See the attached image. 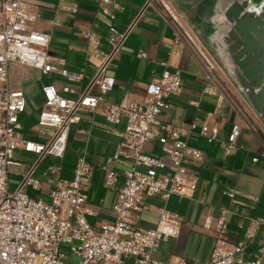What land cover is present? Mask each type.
Instances as JSON below:
<instances>
[{
	"label": "built area",
	"instance_id": "obj_1",
	"mask_svg": "<svg viewBox=\"0 0 264 264\" xmlns=\"http://www.w3.org/2000/svg\"><path fill=\"white\" fill-rule=\"evenodd\" d=\"M99 1L103 13L115 19L111 8L121 10V5L115 0ZM155 1L147 0L126 30L111 26L105 47L95 32H83L89 56L99 62L96 74L76 99L61 94L54 84L44 86L45 101L38 124L52 130L46 142H37L24 136L21 116L27 111L28 100L23 89L10 84V64L36 69L43 75L57 72L75 80H82L83 73L62 67L64 62L50 55L51 35L33 28L37 15L31 12L29 0H0V264H72L64 260V248L70 250L72 260L79 257V264H131V258L132 264H185L183 260L165 263L153 256L164 238L179 234L182 218L178 213L162 207L157 226L150 229L138 226L136 220L146 198L160 195L168 202L173 196L187 197L196 189L195 183H187V177L191 165L201 162L204 154L190 146V137L198 132L213 142L218 139L220 129L207 121L200 129L196 121L187 125L163 122V114L171 107L170 99L181 97L185 91L182 71H172L168 62L162 63L164 71L148 86L144 100L119 105L106 98L116 83L108 74L113 61L145 9ZM158 2L172 19H177L166 0ZM62 9L78 11L77 6ZM181 38L183 35L179 33L177 40ZM197 50L206 65L207 78L213 81L215 62L201 47L197 46ZM146 56L142 51L138 53L140 58ZM62 91L74 93L70 86ZM204 92L217 93L218 106L227 97L219 87L213 90L206 86ZM101 105L107 123L115 126L112 133L119 138L113 159H123L131 168L123 175L106 170L104 186L118 191L115 216L95 229L89 217L97 215V211L88 203L94 168L85 158L77 161L72 180L60 176L61 165L48 166L44 175L51 172L57 178L49 201L33 199L26 189H42V181L36 177L40 165L47 157L63 159L72 125L80 121L79 113L96 112ZM241 134V128L235 126L225 144L228 154L238 147ZM161 136L166 137L161 150L169 163L147 152V145ZM21 147L36 158L19 174L18 169L24 163L17 159L16 152ZM150 169L165 174L156 175L148 172ZM11 175L21 176L14 190L10 188ZM121 177L124 184L118 187ZM223 194L229 200L238 196L259 200L236 187H227ZM228 211L225 207L219 216H206L204 228L214 232V247L207 261L195 259L193 264H264V235L257 237L264 226V217L250 218V227L242 235L232 236L226 219Z\"/></svg>",
	"mask_w": 264,
	"mask_h": 264
},
{
	"label": "crops",
	"instance_id": "obj_2",
	"mask_svg": "<svg viewBox=\"0 0 264 264\" xmlns=\"http://www.w3.org/2000/svg\"><path fill=\"white\" fill-rule=\"evenodd\" d=\"M115 1L122 8H111L116 15L112 19L103 13L99 0H29L31 12L37 15L33 28L51 35L50 55L63 61L62 67L83 73L82 80L65 78L57 72L43 75L36 69L16 65L23 67L28 75L37 71L47 77L48 84L44 86L54 84L64 96L78 98L91 82L99 65L98 60L88 54V43L83 32H95L105 47L110 27L126 30L145 7L147 0ZM166 1L177 19H172L158 0L145 9L109 69L108 74L116 79V83L106 98L108 102L119 105L144 100L148 86L164 71L162 63L168 62L172 71H182L185 91L181 97L170 99L171 107L163 114V122L187 125L196 121L200 129L207 121L219 127V137L213 142H209L198 132L190 137V146L200 149L204 154L201 162L191 165L187 177V183H195L196 189L187 197L173 196L168 202L160 195L146 198L143 211L136 220L137 225L142 228H155L159 221V211L164 206L182 216L179 234L162 241L153 256L165 263L183 260L185 264H193L195 259L207 261L214 247V232L204 235L202 245L208 243V249L204 259L199 257L204 254L196 256L206 216H219L221 209L228 208L226 219L232 236L242 235L250 227V218L264 217V119L256 108V98L246 84L241 82L233 65L234 48L238 40L233 22L244 10V0ZM261 1L264 2L260 0V3ZM62 6H77L78 11L70 12L62 9ZM179 33L183 38L177 40ZM197 46L208 53L216 64L213 81L207 78L206 65ZM141 51L147 55L145 58L138 57ZM25 82H28V78L23 75L13 85L23 89L27 95V111L21 116L24 136L33 141L46 142L52 129L39 126L42 108L36 115L29 99L30 93L37 88H23ZM44 86L41 92L45 101ZM65 86H70L74 93H64L62 89ZM206 86L213 90L219 87L225 91L227 97L221 106H218L217 93L204 92ZM102 109L103 105L96 112L83 110L79 113L80 121L72 125L69 133L67 152L62 159L64 165L57 164L62 166L60 176L66 180L74 178L75 166L80 158H85L93 166L88 203L97 211V215L89 217L94 228H99L103 222L114 220L115 216L113 208L118 191L104 186L106 170L113 169L123 175L125 171L120 168L130 166L123 159H113L119 138L112 133L115 126L107 123ZM235 126L241 128L242 134L238 147L228 154L225 144ZM165 140L166 137L161 136L151 141L147 145V152L152 156H161L169 163L161 150ZM16 157L24 163V167L18 169V173L22 174L31 166L36 155L21 147L17 150ZM48 158L36 173V177L42 181V189L37 191L30 187L34 192L40 193L39 199L46 201L50 200L49 194L57 179L51 172L45 176V171L41 178L38 177ZM254 158H258V161L254 162ZM118 165L120 168L117 169ZM148 172L165 174V171L151 169ZM11 177L19 178L16 182L21 178L20 175ZM123 184L124 178L121 177L118 187ZM227 187L239 188L244 193L257 196L259 200L254 201L244 196L229 200L223 194ZM263 235L264 226L257 237L261 238ZM132 262L133 259H129V263Z\"/></svg>",
	"mask_w": 264,
	"mask_h": 264
},
{
	"label": "rangeland",
	"instance_id": "obj_3",
	"mask_svg": "<svg viewBox=\"0 0 264 264\" xmlns=\"http://www.w3.org/2000/svg\"><path fill=\"white\" fill-rule=\"evenodd\" d=\"M253 1H256L258 6L261 5L260 4V0H253ZM13 68H14V70H13ZM23 75H24L25 78L26 77L28 78V82L24 83L23 88H27L29 86L37 88L36 90H34V92L32 91L30 93V95H29V99H30L32 105L34 106L35 113L37 115V111L40 110L42 108L43 104H44V97H42V92L41 91H42V87L45 84H48L47 77L42 76L37 71H32V73L30 75H28V74L25 73V69L23 67L17 66L14 63L10 64V84L12 86L14 85L15 81L18 80L19 78H21ZM61 163L63 164L62 159L49 157L47 159L46 163H45V166H43L41 171L38 173V177L41 178L42 173L44 171H46V169H47V167H46L47 165H50V164L57 165V164H61ZM65 167H67V166H65ZM118 168H120V165H118L117 169ZM130 168H131V166L125 165V166H123L120 169L126 171V170H129ZM142 170L146 171L145 169H142ZM17 179H19V178H17V177H11L10 178L12 190H14L15 187L17 186V184L19 183L18 181L16 182ZM26 192L33 199H35V200L39 199L40 193L39 192H34L32 190V188L28 187L26 189ZM181 218H182V216H181ZM182 221H183V219H182ZM95 229H98V228H95ZM200 233H201V235H203V237L201 238L200 245L197 248L196 256L198 257L200 254H204L202 256H199L201 259H204L205 252L208 249V243H207V245L203 246L202 242H203V239L205 237L204 235H207V236L211 235L212 231H208V230L203 228V229H201ZM166 239L167 238H164L163 241L166 240ZM63 252H64V254L66 256V258L64 259L65 261L71 262L72 264H79V257H74V259L72 260V253L70 252L69 249L64 248ZM188 255H189V253H188Z\"/></svg>",
	"mask_w": 264,
	"mask_h": 264
},
{
	"label": "flooded vegetation",
	"instance_id": "obj_4",
	"mask_svg": "<svg viewBox=\"0 0 264 264\" xmlns=\"http://www.w3.org/2000/svg\"><path fill=\"white\" fill-rule=\"evenodd\" d=\"M245 7H243V11L238 17V20L234 21V30L238 35L237 44L234 48V67L236 68L237 72L239 73V77L241 82L246 84L247 88L250 89L252 96L256 98L257 93L262 89L264 86V77H260L257 79L256 73L253 74L250 72L251 68L256 64L255 53L257 51V47L253 48L252 46L247 45L246 40H244L238 29V24L242 25L240 21L247 20L250 21L252 17H257L260 14L264 13V2L261 1V5L258 6L256 1L253 0H244ZM239 21V23L237 22ZM245 22V21H244ZM246 45V46H244ZM245 48V50H244ZM244 50V51H243ZM249 74V75H247ZM260 79V80H259Z\"/></svg>",
	"mask_w": 264,
	"mask_h": 264
},
{
	"label": "water",
	"instance_id": "obj_5",
	"mask_svg": "<svg viewBox=\"0 0 264 264\" xmlns=\"http://www.w3.org/2000/svg\"><path fill=\"white\" fill-rule=\"evenodd\" d=\"M237 22L239 23V21ZM240 22H242V25L238 24L237 26L241 37L246 40L248 47L258 48L253 58L256 64L251 68L250 72L252 74L253 72L256 73L257 79L264 77V13L257 17H252L250 21L242 20ZM256 108L264 119V86L256 95Z\"/></svg>",
	"mask_w": 264,
	"mask_h": 264
}]
</instances>
